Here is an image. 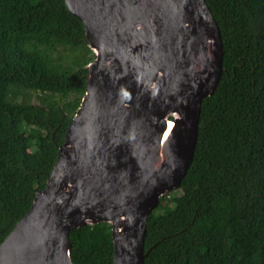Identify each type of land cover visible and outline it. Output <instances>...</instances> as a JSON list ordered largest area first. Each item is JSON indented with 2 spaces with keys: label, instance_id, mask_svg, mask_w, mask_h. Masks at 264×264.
Masks as SVG:
<instances>
[{
  "label": "trees",
  "instance_id": "obj_1",
  "mask_svg": "<svg viewBox=\"0 0 264 264\" xmlns=\"http://www.w3.org/2000/svg\"><path fill=\"white\" fill-rule=\"evenodd\" d=\"M206 1L222 74L180 187L148 218L145 264H264V0ZM94 58L65 0H0V244L45 185ZM70 241L74 264H112L109 223Z\"/></svg>",
  "mask_w": 264,
  "mask_h": 264
},
{
  "label": "water",
  "instance_id": "obj_2",
  "mask_svg": "<svg viewBox=\"0 0 264 264\" xmlns=\"http://www.w3.org/2000/svg\"><path fill=\"white\" fill-rule=\"evenodd\" d=\"M95 58L56 162L0 244V264H74L70 232L111 225L112 264H145L148 218L193 160L219 84L220 28L206 0H65Z\"/></svg>",
  "mask_w": 264,
  "mask_h": 264
},
{
  "label": "rangeland",
  "instance_id": "obj_3",
  "mask_svg": "<svg viewBox=\"0 0 264 264\" xmlns=\"http://www.w3.org/2000/svg\"><path fill=\"white\" fill-rule=\"evenodd\" d=\"M173 196H174V198H173V201H174V202H178L179 199H180V197H181L179 191L173 192ZM163 207L166 208L167 205H163Z\"/></svg>",
  "mask_w": 264,
  "mask_h": 264
}]
</instances>
